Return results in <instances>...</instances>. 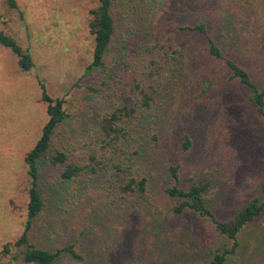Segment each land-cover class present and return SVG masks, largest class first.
Here are the masks:
<instances>
[{
  "label": "rangeland",
  "instance_id": "374dc122",
  "mask_svg": "<svg viewBox=\"0 0 264 264\" xmlns=\"http://www.w3.org/2000/svg\"><path fill=\"white\" fill-rule=\"evenodd\" d=\"M14 1L10 15L0 17V29L29 54L32 67L22 71L15 55L0 45V249L20 234L25 220L28 175L23 156L47 118L37 78L48 96L65 100L64 134L82 139L96 106L86 85L106 77L119 60L108 51L101 70L86 71L92 38L85 22L94 0ZM159 1L163 9L154 26L182 46L187 62L177 65L151 116L141 122L136 164L148 176L149 190L159 196L161 207L164 186L208 181L206 206L223 220L257 193L256 183L264 174V127L246 100V89L219 59L208 55L195 31L180 27L203 21L221 53L258 83L264 0ZM184 134L190 142L185 150L180 144ZM170 164L178 166L176 178ZM39 170L46 204L31 233L39 246L51 249L73 242L84 264H208L211 248L229 249L207 218L185 212L158 224L115 213L105 205L97 182L80 192L75 189L67 203L70 193L56 185V169L41 161ZM237 242L226 264H264V210L241 228ZM6 259L0 254V264ZM54 264H70V259L63 254Z\"/></svg>",
  "mask_w": 264,
  "mask_h": 264
},
{
  "label": "trees",
  "instance_id": "16d2710c",
  "mask_svg": "<svg viewBox=\"0 0 264 264\" xmlns=\"http://www.w3.org/2000/svg\"><path fill=\"white\" fill-rule=\"evenodd\" d=\"M94 2L87 10L85 22L92 38L91 61L86 71L101 70L108 51L117 53L119 60L106 77L101 75L94 85H86L96 106L93 122L87 123L80 133L82 139H70L64 134L65 100L48 96L42 81L37 78L39 99L45 103L47 118L39 137L23 156L28 175L25 220L20 234L1 247L0 254L7 256L3 264H54L63 254L69 257L70 264H84L85 257L73 242L48 249L37 245L31 238L46 204L39 176L41 161L56 169V185L67 187L66 191L70 193L67 203L80 192V188H88L97 182L105 205L115 213L127 212L158 224L163 219L185 212L207 218L215 233L229 244V249L223 246L211 248L208 264H226L228 254L234 253L238 246V232L264 210V174L256 183L257 193L248 195L223 220L216 219L206 206L204 192L208 181L164 186V207L160 206L159 196L149 190L148 176L136 164L140 148L138 131L141 122L151 116L163 85L175 75L177 65L187 60L182 46L176 40L163 36L158 26H154L156 14L163 9L159 0ZM14 8V0H0V17L9 16ZM180 28L195 31L206 44L208 55L219 59L231 78L246 89V100L264 127V50L256 83L245 68L221 53L203 21ZM0 45L15 55L17 66L22 71L32 67L29 54L1 29ZM189 143L188 136L184 134L181 148L187 149ZM177 168L172 164L168 167L173 178L177 177ZM82 232L83 229L79 231Z\"/></svg>",
  "mask_w": 264,
  "mask_h": 264
}]
</instances>
